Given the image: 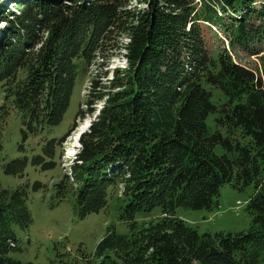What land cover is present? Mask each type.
<instances>
[{
    "label": "trees",
    "instance_id": "1",
    "mask_svg": "<svg viewBox=\"0 0 264 264\" xmlns=\"http://www.w3.org/2000/svg\"><path fill=\"white\" fill-rule=\"evenodd\" d=\"M164 2L148 0L146 10L132 13L126 0H0L7 32H0V84L9 104L0 106V119L19 113L23 141L61 124L76 81L104 66L99 53L113 31L128 38L125 69L106 83L90 82L96 93L89 97L103 104L53 192L56 204L72 197L84 219L122 187L119 220L131 233L108 229L93 253L79 247L63 264H264V0H203L193 20L224 28L228 50L222 42L208 48L200 23L187 28L190 12L179 0ZM238 48L260 56L261 69L238 63L231 54ZM213 90L223 103L212 102ZM213 114L217 130L210 132ZM63 140L45 139L30 164L57 170ZM27 163L18 158L0 169L23 178ZM227 185L253 187L247 231L199 235L176 215L218 209ZM42 188L27 182L10 189L0 180V264H22L11 257L20 250L16 229L31 225L29 196ZM154 208L159 216L139 222Z\"/></svg>",
    "mask_w": 264,
    "mask_h": 264
},
{
    "label": "rangeland",
    "instance_id": "2",
    "mask_svg": "<svg viewBox=\"0 0 264 264\" xmlns=\"http://www.w3.org/2000/svg\"><path fill=\"white\" fill-rule=\"evenodd\" d=\"M155 2L159 3L160 7L166 6L164 0H155ZM258 2L256 8L259 7ZM179 3L184 6V11L190 12L187 28L192 23H200L201 36L208 48L220 49L222 42L226 50L229 49L226 41L228 36L224 32V28L214 25L213 19L211 21L202 18L200 21L193 20L195 13L202 15L203 0H179ZM147 8L148 0H126L124 11L137 13ZM9 9H12L11 5ZM217 12L219 17L221 14L219 10ZM5 27L3 23H0L1 33L6 32L4 31L6 30ZM113 33L106 46L107 49L99 53V57H106L104 66L91 68L86 77L76 81L69 108L58 127L45 131L38 138L29 137L23 141L20 132L21 119L19 113L13 110L9 112V116L4 118V122L0 119V144L3 146V160H0V167L14 159L24 157L28 159L23 178L7 177L0 169L2 186L15 189L27 182L30 185L39 182L43 186L40 191L31 193L29 196L28 209L32 219L31 225L26 230L16 229L20 250L13 252L11 257L22 264H63L62 260L69 255L73 256L79 247L87 254L93 253L108 229H113L118 235L131 233L129 224L119 220L120 202L118 197L121 196L122 187L117 188V194L109 198L104 209L84 219H80L74 214L72 197L56 204L53 192V184L58 182L64 173H68V169L74 160L73 156L78 150V139L87 132L103 104V101L95 102L94 96L89 97L90 93H96L91 91L90 82L106 83L112 79L116 71L126 67L124 45L128 44V38L124 33L119 34L118 29ZM262 49L264 51V48ZM231 54L238 63L254 71L262 67L260 56H251L239 48ZM260 55H264V52ZM103 74H106L105 78H102ZM212 93L214 104L223 103L224 95L219 90H213ZM4 97L2 84H0V106L9 108V104L4 102ZM216 117L217 115L213 114L206 120V126L210 132L217 130ZM52 137L64 138L63 154L58 162L59 168L55 171L41 172L30 164V159L32 156L41 154L44 140ZM20 147L23 148V151L19 149ZM215 153L221 155L223 153L221 147H217ZM252 194V186L238 190L227 185L220 191L218 209L212 212L177 209L176 215L186 221L199 235L245 232L251 225L252 217L246 208ZM159 214L160 209L154 208L141 215L139 222L149 223Z\"/></svg>",
    "mask_w": 264,
    "mask_h": 264
},
{
    "label": "clouds",
    "instance_id": "3",
    "mask_svg": "<svg viewBox=\"0 0 264 264\" xmlns=\"http://www.w3.org/2000/svg\"><path fill=\"white\" fill-rule=\"evenodd\" d=\"M78 150H79V148H78ZM78 150H77V152H76L75 154H77V153H78ZM11 246H13V245H11Z\"/></svg>",
    "mask_w": 264,
    "mask_h": 264
}]
</instances>
